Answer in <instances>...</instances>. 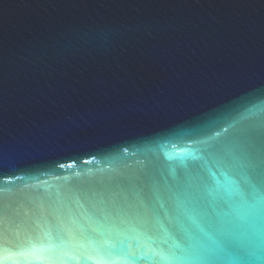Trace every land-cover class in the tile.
Returning a JSON list of instances; mask_svg holds the SVG:
<instances>
[{
	"label": "water",
	"instance_id": "water-1",
	"mask_svg": "<svg viewBox=\"0 0 264 264\" xmlns=\"http://www.w3.org/2000/svg\"><path fill=\"white\" fill-rule=\"evenodd\" d=\"M254 125L264 0H0V264H264V191L212 260L180 206L182 160Z\"/></svg>",
	"mask_w": 264,
	"mask_h": 264
},
{
	"label": "snow or ice",
	"instance_id": "snow-or-ice-1",
	"mask_svg": "<svg viewBox=\"0 0 264 264\" xmlns=\"http://www.w3.org/2000/svg\"><path fill=\"white\" fill-rule=\"evenodd\" d=\"M218 137L220 131L202 142L201 155L185 157L179 165L182 173L195 172L200 177L196 185H189L180 193L188 231L200 245L199 251L193 250L191 259L212 260L216 257L210 255L211 246L225 242L223 231L215 226L214 209L226 204V195L243 196L249 189L253 193L264 191V125L238 129L230 137ZM237 177L242 179L243 189ZM226 182L232 185L231 189Z\"/></svg>",
	"mask_w": 264,
	"mask_h": 264
}]
</instances>
